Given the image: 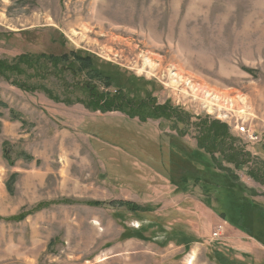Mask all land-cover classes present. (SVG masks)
Instances as JSON below:
<instances>
[{"label":"rangeland","instance_id":"1","mask_svg":"<svg viewBox=\"0 0 264 264\" xmlns=\"http://www.w3.org/2000/svg\"><path fill=\"white\" fill-rule=\"evenodd\" d=\"M82 64L122 103L88 109ZM205 89L249 105L258 141L189 97ZM204 123L245 161L216 155L231 179L198 149ZM249 234L264 238V0H0V264H264Z\"/></svg>","mask_w":264,"mask_h":264},{"label":"trees","instance_id":"2","mask_svg":"<svg viewBox=\"0 0 264 264\" xmlns=\"http://www.w3.org/2000/svg\"><path fill=\"white\" fill-rule=\"evenodd\" d=\"M49 58L53 59V58H51V56ZM24 59L25 58H22L20 60V62ZM81 60H82V62L90 61L89 58L81 59ZM7 68L15 71L17 67L16 66H14V67L9 66ZM2 69L8 70L5 67H2ZM63 69H65V68H63ZM75 72L79 73V74H85L89 78V80H87V81L90 83H89V85L86 84L87 87L84 88L86 99H84V101L82 102L83 104L86 105V107L88 109L100 110L102 112H107L109 109L114 108L112 106L113 104H115V103L118 104L119 102L122 103V98L124 99V97H113L110 99L109 96L107 95V93L100 92L98 89V86L96 85V81H98L99 83H101L103 85V87H110V86L114 87L115 85L113 86V83H112L113 79H112V76L110 74L103 73L102 71H98L95 68H90V66H88V65L86 66L83 64L80 65V67H78L77 69H75ZM201 129L199 130L200 137L198 138V141H197L198 149L209 157L210 162L213 164L215 169L222 171V172H228L227 177L231 179L232 174L230 175L229 171L224 170L222 168V165L216 159V155H218L219 153H220L219 155L224 154L225 156L223 157V159H225L226 162H229L232 164L240 165V164H243L245 161L238 163V160H239L238 154H234V151L230 149L231 143L226 142V139H225L226 137L223 136V133L221 134V132H219V130L216 126L210 127L206 123H204L201 126ZM2 155L8 164H12V162H10L9 151H8L7 145L5 143L2 144ZM238 201L240 203V209L238 211L237 225L241 228L234 226V225H232V226H234L238 229H242V231H243L245 228L240 226V224L243 223L242 221L247 219V218H245V215L247 213L248 206L250 204L248 202L244 201L243 199H240ZM218 216H221V219L226 222L227 218L224 216L223 213H220ZM17 220H19V219H17ZM19 221H21V220H19ZM5 222H7V221H5ZM249 236L252 237V239H254L258 244H260L261 246L264 247V238L259 237V236L254 237V236H251L250 234H249Z\"/></svg>","mask_w":264,"mask_h":264},{"label":"built area","instance_id":"3","mask_svg":"<svg viewBox=\"0 0 264 264\" xmlns=\"http://www.w3.org/2000/svg\"><path fill=\"white\" fill-rule=\"evenodd\" d=\"M173 83L176 84L175 81ZM178 84L175 85L176 88L182 87L183 89H186L185 85H180V83ZM189 97L192 101L194 100V102H196L195 100L199 98L200 103L197 104L198 107H201L203 112L209 116L217 115L218 117L221 115L220 113H223V117L228 119L227 124L233 127V130H235L237 134L243 136L246 140H248V142L255 143L258 141L257 132L254 129H251V126L248 124L246 119L242 118L246 112L251 111V107L247 104H240V99L235 103L210 102L206 97L203 98L201 96H197L195 92H191V94L189 93ZM221 231L222 228L218 227L217 231L212 234V238H219Z\"/></svg>","mask_w":264,"mask_h":264},{"label":"bare ground","instance_id":"4","mask_svg":"<svg viewBox=\"0 0 264 264\" xmlns=\"http://www.w3.org/2000/svg\"><path fill=\"white\" fill-rule=\"evenodd\" d=\"M175 72V70H174ZM174 78H179L180 74L175 73ZM183 80H186L185 78ZM173 81L177 82L178 79H174ZM186 85H189L190 83L192 84L193 88L195 87L194 83L189 82L188 80H186ZM126 85V84H125ZM190 91V90H189ZM203 94H205V97L207 99L212 98L211 102H217V103H234V99L231 97H222L221 95L211 92V91H207L206 89L204 90ZM237 100H239V97L237 98ZM115 143V142H114Z\"/></svg>","mask_w":264,"mask_h":264},{"label":"crops","instance_id":"5","mask_svg":"<svg viewBox=\"0 0 264 264\" xmlns=\"http://www.w3.org/2000/svg\"><path fill=\"white\" fill-rule=\"evenodd\" d=\"M226 224V223H225ZM227 225V224H226ZM222 230H223V228H222ZM250 240H252L256 245H258L259 247H261V248H263L264 249V247L263 246H261L260 244H258L254 239H251L250 238Z\"/></svg>","mask_w":264,"mask_h":264}]
</instances>
